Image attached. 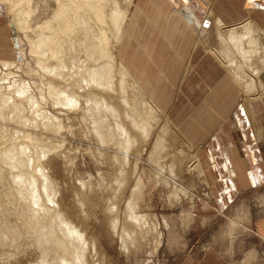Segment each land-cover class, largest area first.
I'll return each mask as SVG.
<instances>
[{"label":"rangeland","instance_id":"rangeland-1","mask_svg":"<svg viewBox=\"0 0 264 264\" xmlns=\"http://www.w3.org/2000/svg\"><path fill=\"white\" fill-rule=\"evenodd\" d=\"M34 1L33 7L37 11L30 19L31 25L33 24L32 29L26 30L25 32H12V38L19 37L24 42V51L22 55L21 53L17 54L16 59L13 57L7 60L0 59V77L2 78H0V89L3 93H6V91L8 93L9 91H12L9 89H12L14 85H24L25 88L27 86L29 92L28 94L32 96V98L36 99V101L39 99L38 102L40 103L38 104V102H36V104H38V109H41L40 111L43 112L48 110L47 112H49L50 115L52 114L51 116L56 117L57 122L60 123L58 124L56 120L54 121V125L58 128L60 127L61 129L59 128L57 130L55 129V131L53 130V132L57 133L58 137H56V140L58 144L56 146L57 149L55 150V153L50 152L49 159L51 158L50 161H53L54 167H52L51 170L48 169V172H50L49 175L51 174L50 177L54 181V185L57 188L56 193L58 195L55 194V196H57V200L63 211L65 209V215L73 222L75 221L74 223L77 226L87 232L86 236H89V247L93 256V262H91V264H182L188 256H193L194 259L200 258L206 251L209 250H215L216 252L222 254L227 259L228 264H264V185L260 186L259 182V187L247 192L245 191L238 196L235 195L234 197L236 198L234 200L232 199L233 201L230 198L232 202L227 206L228 202H225L223 198L219 200V196L216 194L212 178L213 171L210 172L212 168H207L204 162H202L200 153L204 146L201 145L196 147L192 142H190L186 134L180 130L179 131L183 136H186L191 145L187 146L186 139L183 140L179 137L181 139L179 140L178 138L172 137V139H169V141L165 144L162 150L164 152L160 153L159 163L172 166L173 168L174 174H171L170 176L165 175L164 177V180L166 179L168 184L172 183L173 186L171 184L167 186L163 182H161L162 184H156L154 178H152V176L150 177V172L156 169L155 165L157 164V162L149 160L150 151L155 146V141L157 142L158 137L156 138V136L157 134L159 135L165 120L171 119L169 114L165 112L160 104L159 106L164 112V114H162L163 116H160L155 123L149 141L145 145L140 143V147H136L138 150H140V148L145 149L144 152L140 153V156L135 155V153H138L137 151H133L134 156L132 151L130 153L126 152L125 156L123 155V157L131 156V161L127 160L131 165L135 163L132 161V158L134 159L135 157L137 159H135L137 161V171L134 175H130L129 186L125 185L128 181H124L120 173L111 170L106 153L104 154V152L99 149L100 147L97 146V143L90 131L92 128V122L90 117L87 116L84 108H74V111L60 109L61 107L59 106L58 108L55 103H53L54 99L51 88L45 84L46 82L43 80L45 79L42 77L44 76L42 73L43 70H41L38 61L35 60L36 56L33 54L32 56L29 53L30 47L28 45L27 37H34V33L38 34L39 31L41 32V30L35 29L37 25L43 26L45 23H52L54 26L56 23L58 24V21L56 22L55 20L57 4L52 3L53 1L51 0ZM118 1L121 3V8H124L123 10H125L126 7V10H130V3H133V0ZM135 1L136 7L139 8L143 0ZM212 1L213 0H210V2ZM148 7L147 5L142 7L144 14L146 8ZM0 9L6 16V8L3 5H0ZM177 11L181 10L174 8V11L171 12V14L179 15L175 14ZM144 14L140 16L142 17ZM206 15L207 29L205 27V34H201L199 36L198 43L205 44L204 48L215 54L218 53V51H221L219 39L217 37L218 28L215 25V19L217 17L214 19V17L211 16V13ZM159 20L161 21L160 18L156 19V22ZM151 21L153 23L155 19H151ZM157 27L158 26L155 25V29L157 31H164V28L160 30V28ZM34 30L39 31L33 32ZM139 33L140 34L136 37V39L134 38L132 42L134 40L137 41L141 49H143L145 53L147 52L149 58H151V52L148 53L147 49L143 47V40H139L142 38L140 31ZM62 37H60V40H62L61 43L65 46L67 44L63 42V40L67 41V39L63 35ZM111 42L114 44V41H110V44ZM56 45L58 46L60 44L56 43ZM62 47L63 46L60 48ZM81 58L85 59L84 55ZM81 58H78L79 64L83 61ZM122 61L131 69L136 80L140 82L142 86H145V89H149L148 82H142L143 79L141 78V75L149 77V68L144 67L141 71L134 69L130 58H128L127 51L125 52ZM2 62H9L12 64L9 67H5ZM57 62L59 61L54 63L58 64ZM238 83L239 82L237 81L235 82L237 86L240 85ZM239 87V104L246 108L247 115L251 118V115L249 116V108L246 106L248 98L245 96V91L243 90L244 88H242L241 85ZM10 93L12 95L13 91L9 92V94ZM148 93L155 96V99L158 102L156 94L151 93L150 90ZM15 95L16 94H13L12 97H17ZM262 104H264V102ZM55 107L56 109L58 108L62 110V113L58 109V111L55 110ZM8 111L6 112L5 120L0 118V127L3 128L2 137H0V144L3 145H0V150L6 149L9 144L19 145L27 143V145L29 144V147L32 145V149L29 148V150L34 155L35 152H37L35 148L37 149L36 144L38 143V141L35 140L34 135L42 132L38 131L36 128V125H38L36 122L44 123L46 120L38 118L35 114H33L32 117V115L30 116V114L26 112L25 116L27 115L28 118L27 116H23L24 118H17L16 121V118L12 117V114L10 113L11 111ZM257 116V120L260 121L259 113ZM26 118L31 122H27ZM59 118L60 121L58 120ZM12 119L15 120L13 121ZM17 122L19 123L17 124ZM19 126L23 128L21 129ZM252 126H254L255 134H258L259 129H261V123H257L256 126L253 124ZM4 128L6 131H4ZM263 129L264 128L261 130ZM16 130L21 133L23 132L21 135L23 138H26L23 139L19 134L20 132L17 133ZM15 137H17L16 140ZM27 137H29V139L25 141ZM31 137L32 142L30 141ZM13 138L16 142H14ZM45 141L49 142L48 140ZM261 143H263L262 146L264 151V141ZM45 150H47V148ZM128 153L129 155H127ZM196 154L200 157L199 161L204 171V177L200 175L199 171L196 170L192 164V158ZM120 159H122V157ZM164 159L166 160L165 162ZM119 160L118 162L121 164V161ZM124 161H122L121 164L123 169L131 166H128L129 162ZM1 165L4 164L1 162L0 167ZM227 165V176L231 179L232 173L229 169H235L236 166L233 168L230 164L227 163ZM2 168H5L4 173L6 170L9 172V174H7V171V173H5L7 176L9 175V178L11 170L14 171L12 174L16 171L15 169H10L9 171L8 165H4ZM126 169L130 170L129 168ZM146 172L149 173V177H147ZM242 172L243 174H246V171L242 170ZM1 177L0 204L2 205L1 208H5L9 212V218L5 216L3 217V215H5L4 212L6 211L4 209H0V214L2 212V216L0 215V222L3 221V226H7L8 221L6 222V219H8L10 223L7 227L5 226L9 233L8 236L6 234L7 231L5 227L3 228L0 223V232L6 231L5 234L0 233V264H39L42 257H40V254L42 255V253H40L41 251L36 245V234L32 230L34 226L30 225L29 222V218L32 217L31 213L29 210L27 212L28 208L25 205V200L22 199L21 194L18 195L16 193L17 190L12 188L13 186L9 181L7 182V185L4 183L5 181L2 183L3 179H1ZM116 177L119 179L116 180ZM203 178L206 180L204 181ZM9 180H11V178ZM139 181L143 182V187L146 189L145 192L143 191L142 198L139 197L142 194V190L136 191L135 194H132L131 191ZM175 182L179 187L177 191L176 189L174 190ZM8 183L11 187L8 186ZM4 185L9 187L10 190ZM123 185L124 188H122ZM7 189L9 190L8 192ZM11 189H14L16 194H14ZM77 195H79L80 198L77 197ZM13 197L15 200H13ZM3 198L7 199L4 200ZM80 200L81 202H79ZM16 202L19 203L16 204ZM58 202L56 201V203ZM129 203L137 204L138 211L140 212L138 213L146 217V231L139 239L131 241V244L127 246L124 243L121 234L126 224L130 222L129 217V222L124 221L123 219L125 216H131L132 211H127V208L128 210H131L128 206ZM108 207L111 209L110 211ZM16 209L17 211H15ZM12 211L14 213H12ZM16 212L18 213L17 216L21 213H26L27 218L23 217L24 215L22 214L19 216L21 218L17 217V220L15 217ZM11 213L14 214V216ZM125 213L130 215H125ZM6 216H8V213ZM113 218L117 221V224L113 222L115 221ZM111 219H113V221H111ZM125 219L127 220V217ZM18 221H21V225H18ZM10 224H12L11 227H15V229H9ZM17 229L21 232L19 233L22 237L17 235L19 233L14 232V230L18 231ZM25 229L26 232H24ZM9 230L13 233L11 234ZM14 233L17 235L16 237H18L17 240ZM10 234L14 236L11 237L12 239L9 237L11 236ZM4 235L5 237H3Z\"/></svg>","mask_w":264,"mask_h":264},{"label":"bare ground","instance_id":"bare-ground-1","mask_svg":"<svg viewBox=\"0 0 264 264\" xmlns=\"http://www.w3.org/2000/svg\"><path fill=\"white\" fill-rule=\"evenodd\" d=\"M33 1L34 0H0V5L6 8V16L12 32H25L26 30L32 29L33 24L31 25L30 19L37 11L33 7ZM51 1L57 4V10L55 9L56 14H54L56 15L55 20L56 22L58 21V24L56 23L58 26L54 25L56 26L54 27L52 23H45L43 26L37 25L35 29H39L41 32L39 30H34L33 32L39 31L40 33H34V37H27L30 47L29 53L30 55L33 54L36 56L35 60L38 61L41 70H43L42 73L44 76L42 77L45 78L43 79L46 82L45 84L51 88L54 99L53 103H55L57 107H61L60 109H68V111L79 107L80 109L81 107L84 108L87 116L90 117L92 122L90 131L97 146L100 147L99 149L104 152V154L106 153L111 170L120 173L124 181H128L125 185L129 186L130 175H134L137 171V159L135 157L134 159L132 158V161L135 163L132 162L133 164L131 165L129 162L131 161V156L123 157V155L125 156L126 152L130 153L132 151L133 154V151H137L138 153H135V155L140 156V153L144 152L145 149L140 148V150H138L137 148L140 147V143L145 145L149 141L155 123L158 118L164 114L155 96L148 93L145 86H142L141 83L136 80L131 69L122 61L126 52V46H129L126 44L131 43V41L134 38L136 39L140 34L137 30V17L144 14L142 9L143 2L140 5L141 7L139 6L138 8L136 7V1L133 0V3H130V10H126V7L125 11L123 10L124 8H121V3H119L118 0ZM205 1L210 2V0ZM188 14L193 13L188 12ZM211 16H213L214 19L216 18L213 13H211ZM188 22L192 24L190 20ZM215 22L218 28L217 37L219 39L221 51L214 54L205 50L207 53L215 56L220 61L227 74L234 77L244 88L245 96L248 98L246 106H248L251 120L256 126L257 123H261V119L260 121L257 120L258 110L260 109L258 105L262 106L264 102V32L257 28L250 19L234 26L227 25L219 17L215 19ZM62 35L67 39V41L63 40V42L67 44L65 46L61 43L62 40H60ZM12 40L13 58L16 59L17 54L21 53L22 55L24 51V42L19 37H13ZM110 41H114V44L111 42V45ZM56 43L63 47L60 48L61 46H57ZM82 54L85 59L81 58L83 57ZM78 58L83 60L80 64L78 63ZM56 61H59L57 62L58 64H55ZM2 63L5 67H9L12 64L9 62ZM43 80L42 82L44 83ZM20 86L21 85H14L12 89H9L12 90L13 94H16L15 96L18 98L15 96V98H13V94H9V92L12 91L8 90L9 92L7 93L6 91L7 94L5 92L4 94L0 89V118L5 120L6 112L9 110L11 111L12 117L16 118V121L17 118L25 116L26 112H28L30 116L32 115V117L33 114H35L38 118L46 121L44 123L36 122L38 125L35 124L38 131L42 132L34 135L35 140L38 141L37 144L35 143L37 146L35 150H37V152H35L34 155L29 150V148L32 149V145L30 144L31 146L29 147V144L27 145L25 142V144L19 145L9 144L6 149L0 150V163L2 162V164L6 166L8 165L9 171L10 169L16 170L13 174L12 172L14 171L11 170V180H9V175L7 176L5 174L8 171L6 170L7 172L5 171L4 173L5 168H2L4 165H1L0 177L2 176V183L3 181H5L4 183H6V185L8 181L11 183L13 186L12 188L17 190L16 193L18 195L21 194L22 199L25 200V205L28 208L25 207L27 212L29 210L31 213L32 217L29 218V222L30 225L34 226L32 230L36 234V245L41 251L39 252L42 253V255L40 254V257H42L39 264H91V262H93V256L90 252L89 236L87 237V232L82 230L74 223L75 221L73 222L65 215V209L63 211L57 200V196H55V194L58 195L56 193L57 188L50 177L51 174L49 175L50 172H48V169L51 170V168L54 167L53 161H50L51 158L49 159L50 152L55 153L58 144L56 140V137H58L57 133L53 132V130L55 131V129L57 130L60 128L54 125V121L56 120L57 122V119L51 116L52 114L50 115V113L47 112L48 110L46 111L47 113L40 111L41 109H38V104L40 103L38 102L39 99L36 101V99L28 94L27 86L26 88L24 85ZM36 102H38V104H36ZM57 109L55 107V110ZM61 111L62 110H60V112ZM12 120L14 121L15 119ZM58 120L60 121V118ZM26 121L31 122L28 119ZM18 123L19 122H17V124ZM5 128L4 131H6ZM22 128L23 127H21V129ZM2 129L3 128L0 127V137H2ZM261 129H259L258 133L259 139L263 138V131ZM179 130L180 129L177 128L171 119L165 120L159 135L157 134L156 136V138L158 137L157 142L155 141L156 144H154L155 146L150 151L149 158V160L157 162L155 165L156 169L150 172V177L152 176V178H154L156 184L163 182L167 186L170 184L172 185V183L168 184L166 179L164 180L165 175L170 176L174 174L172 166L159 163L160 153L164 152L162 150L167 141L172 139V137L178 138L179 140L182 138L183 140L186 139L187 146L191 145L186 136L184 135V137ZM19 132L20 131H17V133ZM19 134L21 135L23 132ZM17 137H15V140ZM28 139L29 137H27L25 141ZM15 140L14 142H16ZM31 140L32 137L30 138V141ZM46 148L47 150H45ZM129 153L127 155H129ZM230 153H233L232 147L226 149L225 157L228 158ZM121 157L123 160L120 159ZM199 158L197 154L194 155L192 164L196 170L199 171L200 175L204 177V171ZM165 159L164 162L166 161ZM118 160L121 161V164L122 161L126 162L129 160L127 161L129 162L128 166H131L126 168L130 170H127L125 167V169H123ZM231 170L233 173L231 180L234 182L239 172L235 169ZM210 172H212V170ZM7 174H9V172ZM146 175L149 177L148 172H146ZM117 177L116 180L119 179H117ZM203 180L205 181L206 179L203 178ZM174 184V190L176 189L177 191L179 187L176 182ZM8 186H10L9 183ZM6 188L9 187L6 186ZM122 188H124V185ZM9 190L7 189V192ZM138 190H142V194L139 196L142 198L143 191L145 192L146 189L143 187V182L141 181L131 190L132 194H135ZM14 191L13 189L12 192L16 194ZM77 197L80 198L79 195H77ZM13 200H15L14 197ZM56 201L58 203H56ZM79 202H81V200ZM17 203L19 202H16V204ZM1 206L0 204V209L6 211L3 217L9 218V212L5 208H1ZM128 206L131 210L127 208V211H132L131 216H125L123 219L127 222L130 221L127 223L129 227L125 223L127 227L125 226L121 234L127 246L131 244V241L139 239L146 231V217L139 214L138 205L129 203ZM110 210L109 208V211ZM15 211H17V209ZM7 213L8 216H6ZM12 213L14 212L12 211ZM17 214L16 212L15 217L17 220V217L22 214L24 215L23 217L27 218L26 213V216L24 213H21L19 216H17ZM0 215L2 216V212ZM12 215L14 216V214ZM125 215L130 214L125 213ZM126 217L127 220L125 219ZM113 219H111V221H113ZM7 221L9 224L10 222L8 219H6V222ZM2 222L3 221L0 223L2 224ZM20 222L18 221V225H21ZM113 222L117 224L116 220ZM3 224L1 226H3ZM11 225L12 224H10L9 229L13 228ZM5 226H3V228ZM13 229H15V227ZM17 230L18 231L14 230V232L19 233V229ZM6 231L0 233L5 234ZM9 232H11V234L13 233L10 230ZM24 232H26V229ZM6 234L7 236L9 235L8 231ZM19 234L17 235L22 237V235ZM17 235H14L16 240L18 238L16 237ZM14 236L11 235L9 237L11 238ZM3 237H5V235Z\"/></svg>","mask_w":264,"mask_h":264},{"label":"crops","instance_id":"crops-1","mask_svg":"<svg viewBox=\"0 0 264 264\" xmlns=\"http://www.w3.org/2000/svg\"><path fill=\"white\" fill-rule=\"evenodd\" d=\"M144 5L149 7L142 17H137V30L142 34L139 40H143V47L152 57L134 40L126 44L130 45L126 46L128 58L134 69L149 68V77L141 75L142 82H148L147 90L156 94L158 103L190 142L196 147L204 146L200 153L202 162L212 168L216 194L228 206L235 195L264 185V129L263 138L259 139L246 108L239 104L241 84H235L237 80L227 74L215 56L207 53L205 44L198 43V39L205 34L206 14L210 13L229 26L250 19L264 32V0H143ZM174 8L181 10L175 13L179 15L171 14ZM159 18L161 21L156 22ZM151 19L155 21L152 23ZM155 25L164 31H157ZM12 55V31L0 10V59L7 60ZM258 108L264 128V104ZM229 147L233 153L226 158ZM227 163L239 172L234 182L227 176ZM182 264L228 261L209 250L200 258L188 256Z\"/></svg>","mask_w":264,"mask_h":264}]
</instances>
